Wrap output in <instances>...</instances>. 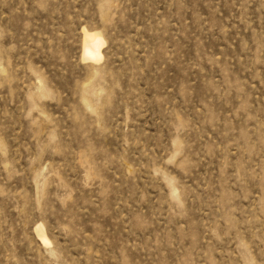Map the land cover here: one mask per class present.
<instances>
[{
  "label": "rangeland",
  "instance_id": "374dc122",
  "mask_svg": "<svg viewBox=\"0 0 264 264\" xmlns=\"http://www.w3.org/2000/svg\"><path fill=\"white\" fill-rule=\"evenodd\" d=\"M0 264H264V0H0Z\"/></svg>",
  "mask_w": 264,
  "mask_h": 264
},
{
  "label": "bare ground",
  "instance_id": "6f19581e",
  "mask_svg": "<svg viewBox=\"0 0 264 264\" xmlns=\"http://www.w3.org/2000/svg\"><path fill=\"white\" fill-rule=\"evenodd\" d=\"M105 44L102 33L96 30L87 31L82 29L81 59L84 62L98 63L102 60L101 48ZM36 237L44 246L50 244L41 224L34 229Z\"/></svg>",
  "mask_w": 264,
  "mask_h": 264
}]
</instances>
